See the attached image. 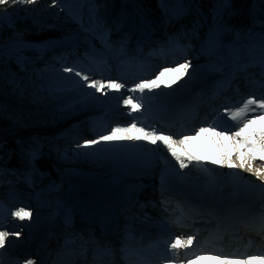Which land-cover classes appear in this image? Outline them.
Masks as SVG:
<instances>
[{
	"label": "rangeland",
	"instance_id": "1",
	"mask_svg": "<svg viewBox=\"0 0 264 264\" xmlns=\"http://www.w3.org/2000/svg\"><path fill=\"white\" fill-rule=\"evenodd\" d=\"M211 1L213 0H171V2L167 0H98L100 10L103 11L98 14V18L101 21L99 33L102 32L101 37L104 41L108 39L110 47H113V44L115 43L119 46L111 50V56L114 58L116 57V61H121L122 58L127 60L129 59L127 57L129 55H136L138 59L139 55H145L148 59H152L154 57L153 52L156 54H164L173 51L175 50L174 48L177 45V42H181L182 38L185 37L186 39L183 43H187V47L193 51L194 57H190V55L188 57L185 56L177 62L181 63V61L186 58V60L190 62L195 61L198 64L202 63V66L199 67L201 76L198 77V80H203V77L206 75L208 77L207 80H209L212 85H216V81H219V84L224 77L220 79L214 78L217 72L214 71L216 66L211 65L210 59L204 58L203 51L206 49L209 52L213 50L224 52L221 47V39L216 29L213 27V24L212 26L210 24L206 25L201 19H198L201 14L210 17L213 13H217L216 8L218 9L219 7L216 2L215 5L212 6ZM222 1L223 0H218L217 2ZM36 2L34 4H23L28 7V10L24 13L18 12L14 17L9 12L2 13L7 14L8 18L7 20H0V22H3L10 27H14L15 19H23L27 16H31V11ZM65 4V0H58L53 8L50 7V11L52 13L60 12L61 7ZM127 4L130 5L131 9L129 15L130 27L127 28L126 31L122 29L119 30V27L117 26L120 24L121 16L125 11ZM182 9H184L183 12ZM43 18L45 21L50 23L53 22L50 21L47 16H44ZM161 19L166 24V28L161 26ZM55 23L64 24L66 22L64 19L58 18ZM172 36L173 38L171 40ZM122 46H125V48ZM97 47L98 45L96 43L91 46H82L77 39H69L68 42L53 49H49L42 44H33L32 48L38 51V54L42 55L37 57H14V60L19 62L21 69L29 73V77L10 75L7 71L0 70V100L14 104L21 111V114H16L11 117V122L15 123L13 126H0V135L12 141H20L21 138L30 139L37 143L36 148L40 149V155L45 154L44 152L47 154L48 152V157L50 158L51 156L49 159L51 163L43 173L41 172L44 175L46 174V176L41 177V175L39 178L56 185L57 191H54L55 193L52 192L57 196L55 203L56 207L51 204L50 200H46L45 196L39 194V187L35 189L32 185L35 184V182L31 181V179H27V176H22L19 172L3 170V167H0V189H8L9 187L7 186H19L21 188L19 189L20 193L34 195L30 196L33 197L31 198V203L44 206L45 211L38 213V215H33L31 219L44 221V224H49L51 227L50 230L54 229L53 226L60 221H65L74 210L78 211V208L80 206L83 207L85 203L91 204L94 208L100 207L101 205L106 206V201H109L111 196L107 197V199L102 198V200L99 201L100 196H106L99 195L96 192V189L100 186V182H94L92 176H100L106 173L107 176L102 178L101 182H112L115 185V191H119V188L123 184H119L120 181L117 176L110 174L111 170H109V165L104 160L107 157L120 156L122 159L127 160L128 163H137L145 168L144 173L139 178L142 179L138 182L130 181L131 184L147 187V190H155L161 186L160 184L166 183L163 181L156 184V181L158 180L155 178L157 170L167 163L165 160L166 154L161 152L156 145L147 144L143 141L101 143L91 147H83L84 142H82L83 144H81L79 149L75 150L74 153H64L65 151L62 152L63 150L55 153L59 148L68 143L71 138L76 136V139L77 136H81V132H84L82 126H85V120L96 118L103 110H105V101H98L101 97L105 99L106 96L96 93L98 99L87 97V100L71 115H60L58 117L51 115L40 119H37L34 115L43 116L44 113H47L48 110H50V108L59 106L72 98L81 97L68 92V86H56L55 83H50L47 80L46 73L54 72L56 68L63 69L64 66H75L77 62L76 60L84 61L87 57L95 56L93 50L98 49ZM121 49H123L124 55L119 57ZM257 49H260V44ZM255 55H260V51L256 54L250 52L248 55L237 56L243 58V62H248V57H253ZM228 56L231 58L232 55L228 54ZM237 56H232L231 63H233L234 58ZM196 57L197 59H194ZM109 64L116 65L113 61H110ZM135 67L139 68L140 63L136 64ZM154 74L155 73H153V76ZM202 85L203 84H201V86ZM83 91L91 92L92 90L85 89ZM192 95L195 96L196 91H192ZM115 96L116 94L108 100H112ZM94 105H96V107H94L95 109H92ZM118 111H120V108L116 109V112ZM127 113L128 111L123 113L122 120L117 122V126H128L133 122L132 120L134 117H138L139 115L138 113H133L132 116H129ZM69 116H73L72 119L70 118V121L68 120ZM233 125L234 122L230 119H224L223 123L219 124L220 127H232ZM138 126L146 127V125L143 124H138ZM94 127L95 126L92 128ZM70 132L71 134H69L68 137V133ZM96 138L97 135H95V137L89 136L88 139L85 137H79L76 142ZM75 139L72 142H75ZM60 140L63 142H60ZM209 140L210 142H208ZM209 143L212 144V149L210 148ZM193 144L194 146L190 151L198 156L203 154L202 164L204 167L211 169L210 171H202L199 168L203 172V175L209 178L211 182L219 184L220 187L231 189V192L226 195H215V193H213V197H210L211 199L197 198L200 200L201 204L213 207V211L221 209V213L223 214H229L233 218L235 217V219L241 218V215H243L241 213L243 211L241 207L233 205L235 208H232L231 206H225L226 204H224L223 207V205L218 204L217 200H226L227 202L235 201L237 194L240 195L241 193L240 182L244 181L257 186V190L260 189L264 192V182H261L251 173L244 171L241 168L230 169L228 167L212 165L208 162L212 158L218 159L220 155L225 152V148L226 150L233 149L229 140H226L225 138L221 140L220 138L219 142H217L214 133H211L203 139L196 138ZM51 147H53L52 151H48V148ZM228 152L229 151H227V154L231 156ZM51 154L54 155L52 156ZM31 156L34 158V154ZM231 157L233 158V162H236L235 154ZM34 163L35 161H32L31 166L34 167ZM41 166L42 164L39 165V168ZM168 166L172 167V165L169 164ZM252 166L254 168L261 167L256 162H254ZM62 175L68 176V178L77 183L78 187L75 188V193H72L74 187L71 186V190L69 191L71 194H66L67 189H65L66 186L64 185ZM199 175L202 176V174ZM227 177H230L233 180L229 182ZM173 182L175 183L172 184L175 185H171L172 188L187 194L186 189L178 184L180 181L176 180ZM127 183L129 182H125L124 184ZM247 190L250 191L249 189ZM189 192L193 193L195 191L189 190ZM118 193L123 195L121 192ZM196 193L200 197L204 196L203 192ZM261 199L263 200L261 206H255L253 208L256 211L254 213L258 218L264 217V198ZM94 202L98 203V205ZM1 208L2 212L0 211V216L6 220L13 208L7 204ZM55 214L57 216H54ZM255 215L252 214V217H255ZM25 221L21 222L13 219L10 224L17 226V224L22 225ZM49 233L41 231L39 233L41 241L45 240ZM31 238L32 237L23 234H20L18 238L16 236H11L12 240L9 245L11 247L12 243H14L17 247L21 246V244L28 246ZM4 262L5 260L0 257V264H3Z\"/></svg>",
	"mask_w": 264,
	"mask_h": 264
},
{
	"label": "trees",
	"instance_id": "2",
	"mask_svg": "<svg viewBox=\"0 0 264 264\" xmlns=\"http://www.w3.org/2000/svg\"><path fill=\"white\" fill-rule=\"evenodd\" d=\"M167 1L171 2V0ZM217 1H211L212 6L215 5V2L218 5L219 8H216L217 13H213L210 17L201 14L200 17L206 25H214L213 27L221 39L223 51L232 56L248 55L250 52L256 51L261 41V25L264 24V0ZM57 2L58 0H55V4ZM65 2L66 4L61 7L60 12L52 13L50 7L55 6L53 0H37L31 11V16L15 19L14 27L0 22L1 71L5 70L10 75L29 77V73L21 69L19 62L15 61L14 57H37L42 55L32 48L33 44H61L67 39H77L81 45L91 46L99 41L101 21L98 14L103 11L100 10L98 0H65ZM208 9L210 10L209 7ZM27 10L28 7L17 3L12 6L0 7V15L9 12L14 17L16 13H24ZM130 13V5L127 4L119 26L123 28L130 27ZM44 16H47L53 22L45 21ZM58 18L64 19L66 23L56 24L55 21ZM160 23L163 28H166V24L162 19ZM221 66L223 65L218 63L214 71L216 72ZM67 76L68 74L63 73L61 68L46 73L47 80L50 83L53 82L56 86H68V92L81 97L72 98L59 106L50 108L43 116L34 114L37 119L51 115L55 117L71 115L87 100V97L82 94V90L76 89L72 86L71 81L65 79ZM74 79L78 80V78ZM16 114H21L17 106L0 100V126H13L15 123L11 122V117ZM36 147L37 143L30 139L21 138L20 141H12L0 135V167H3V170L10 169L19 172L22 176H37V168L30 164L32 149ZM104 160L109 165L110 174L117 176L119 181L139 179L145 171L142 165L128 163L120 156H110ZM37 179L39 194L45 196V199L50 200L51 204L56 207L57 196L52 193L57 191L56 185L49 183L47 180ZM62 179L66 186L65 189H67L66 194H71L69 192L71 186L74 187L72 193H75V188L78 187L77 183L68 176L62 175Z\"/></svg>",
	"mask_w": 264,
	"mask_h": 264
},
{
	"label": "snow or ice",
	"instance_id": "3",
	"mask_svg": "<svg viewBox=\"0 0 264 264\" xmlns=\"http://www.w3.org/2000/svg\"><path fill=\"white\" fill-rule=\"evenodd\" d=\"M36 0H0V7L12 6L17 3L19 4H34ZM53 5H55V0H53ZM261 41H260V56L258 60L243 62V58L237 56L234 58V70L224 73V79L221 82L224 87L231 84L232 80L235 79L236 73L240 71H245L253 64L257 65L260 69L259 76L264 78V24L261 25ZM123 51V49H121ZM191 67V62L186 61L183 63H178L176 66L164 67L163 70L159 71V74L155 78L141 79L139 82L135 83L134 86L129 87L127 92L133 95H126L121 97H116L122 99L123 105L129 110L128 115L132 116L133 113H140L144 110V100L152 99L151 95L146 96L145 94L155 93L159 96L161 93L158 90L164 83V77L167 75L171 76L170 83L164 84L165 87H171L172 84L176 83L178 80L184 78V76L189 72ZM223 72L222 69H217ZM63 73H67L68 76L65 78L71 81L73 87L78 90L92 89L93 91H83L84 96L97 98L96 93H100L102 96H107L109 92L120 93L125 89V84L117 82L115 80L105 81L103 79H90L88 73L83 72L75 66H64L62 69ZM74 78H79L74 79ZM83 81V83H80ZM254 83H260L264 86V79L259 81H252ZM139 94V95H136ZM98 99V98H97ZM225 114L228 119L234 122L232 128H221L215 122L209 124L206 127H200L199 131L194 134L183 135L182 138H173L171 134H164L156 129H150L145 126H138L137 120L139 117H134L133 122L128 126H115L111 127L107 134H101L98 138L85 141L83 147H91L101 143L110 142H134L143 141L147 144L157 145L161 144L167 149V153L176 161L179 165V169L188 168L193 163L196 167L200 168L202 171H210L204 167L202 164V157L194 155L190 149L194 146L193 142L196 137L202 133L212 132L221 140L227 138L231 142V146L234 149L235 161L233 158L227 154L225 150L220 157L212 158L208 162L212 165H219L220 167H228L230 169L241 168L244 171L251 173L261 182H264V98H257L255 96H249L243 101V103L236 107L234 110L226 109ZM258 125V127H257ZM180 149V150H178ZM155 150V149H154ZM259 160L261 162L260 168H254L252 165L255 161ZM17 221L30 220L33 216L31 209L24 206L18 207L15 211L10 213ZM2 226V225H0ZM20 236L19 232H9L0 230V249H4L6 245L10 243L9 237ZM126 239H128L126 237ZM197 237L195 235H188L186 239L181 237H176L174 239L170 238L167 243V250L165 255V260L167 264H175L172 257L176 256L179 249H191L196 241ZM98 244V242H95ZM126 256L132 253L130 247L125 244L122 248ZM96 255L94 259H97L100 264H103L105 257H110L112 255V249L109 246H98L95 249ZM170 252L171 257L167 255ZM138 257V261L146 260L139 250L134 253ZM187 255V253H185ZM3 253L0 252V257ZM203 256L200 254H195L191 258L187 259L186 264H193V261L202 259ZM211 258L213 260H224L225 264H232L233 260H240L241 264H251L254 260H261L264 264V254L261 255H240V254H223L217 253L212 254ZM26 264H35L32 259H28Z\"/></svg>",
	"mask_w": 264,
	"mask_h": 264
},
{
	"label": "bare ground",
	"instance_id": "4",
	"mask_svg": "<svg viewBox=\"0 0 264 264\" xmlns=\"http://www.w3.org/2000/svg\"><path fill=\"white\" fill-rule=\"evenodd\" d=\"M183 11L184 10H182V12ZM181 16H182V14H181ZM7 18H8L7 14L0 15V20H7ZM198 19H201L200 15H199ZM185 39H186L185 37L182 38V41L180 42V44H182V42H184ZM68 40L69 39H67L66 41L68 42ZM114 46H117V43H115ZM123 48H125V46ZM177 48L180 49L181 46H177ZM130 49H132V48H130ZM185 50L189 51V47H185ZM122 55H124V53H123V51H120L119 57H121ZM127 57L129 59L133 58L132 55H129ZM127 57H125V58H127ZM191 57H194V56H191ZM194 59H197V57L194 58ZM256 60H258V58ZM76 61H77L76 65H80L82 63V61H79V60H76ZM186 61H188V60L182 61L181 63L186 62ZM159 62H161V61L157 58L156 54H154V57L151 59V61L146 63V61L144 60V61H142L141 66L143 67L145 65H153L151 67V70L153 71V73H155L154 70L156 69V73L154 74V76L152 78H155V76L159 74V71L163 70V68L159 67L160 64L163 63V62H161V63H159ZM200 66H202V63L198 64L195 61H191V67L189 69V72L184 76L183 79L178 80L176 83L172 84L171 87H165L164 86V84L170 83V81H171V76L166 74V76L163 78L164 79V83L161 85V88L158 90V92L161 93V94L159 96H157L155 93H153V94H147L146 93V95H151L153 98L152 99H145V102L148 103L150 101V102H153V103H161L162 104V108H164L165 110H163V112H160V115H165L163 113H167V114L170 113L171 109L169 107L177 108L179 114H184L183 112H185L186 110L190 111L191 108H190L189 104L191 106H193L195 103L199 104V102H200V101H198V98L191 97L192 96V91H196V93H198L200 91L205 92L212 85V83H211V84L208 85V87L205 86V84L203 86H201V84L204 83V82H203V80H198V77L201 76V73L199 71V67ZM99 68H105V67L100 65ZM118 68L119 69H124V68L126 69L127 67H126L125 64H120V65H118ZM145 71H148V70L146 69ZM134 85H135V83L132 84V86H134ZM126 92H127V90H126ZM126 92L124 93L123 96L129 95ZM114 94H116V92H114V91L109 92L108 95L105 97V99L103 97H101L98 102H103L105 100H108ZM108 106L109 105H107L105 110H103L100 113L101 116L104 117L105 114H106V111L111 109ZM94 107H96V105H94L92 109H95ZM144 110H145V108H144ZM112 119H114V116L113 115H109L108 120H112ZM142 122H144V116H142V117H140L138 119V123L137 124H140ZM156 125L157 124L155 122H152L151 125L148 128L155 129ZM257 127H258V125H257ZM81 133H84V132H81ZM69 134H71V132L68 133V137H69ZM165 134H168V133H165ZM84 135H85L84 137L86 139L89 138V136L86 133H84ZM74 139H75V137L71 138V140H69L68 143L72 142ZM219 140H220V137H217L216 141L219 142ZM226 140H228V139H226ZM85 141H89V140H84V141L82 140L80 142H75L74 145H67L68 143H66L65 145H63V147L59 148L58 151H56L55 153H57V152H59L61 150L66 151V150H69V149L71 150V149H74V148H76V150H78V148H77L78 146L77 145H79L82 142L85 143ZM60 142H63V141L60 140ZM226 143H228V142H226ZM156 146H157V148H159V150L161 152L166 154L165 160L167 161L166 164H164L160 169L157 170L155 178H157L158 181H156V184L157 183H161V182L164 181V182H166L164 184L170 185L172 183H175L173 181H176V180L180 181L178 184H180V186H182L184 189H186L187 194H191L192 197L195 198V199H198V198L199 199H211L210 197H213L212 196L213 193H215V195H219V194H221V195L225 194L226 195L229 192H231L230 188H226V187L222 188V187L219 186V184L211 182L209 180V178H207L205 175H203V172L198 167H196L194 163L192 165H190L188 168H185V169H182V170L179 169V165L171 157V155L167 153V149L164 148L159 143H157ZM52 148L53 147L48 148V151H52ZM210 148L211 149L213 148L211 143H210ZM178 150H180V149H178ZM225 150H226V148L224 149V151ZM226 151H229L228 153H230L231 156H233L234 149H227ZM200 156L203 158L204 155L202 154ZM50 158H51V156H50ZM48 160L49 159H47V160L45 159V161H48ZM255 162L258 163L260 166H262L261 162L259 160L255 161ZM168 164L172 165V167H169ZM199 174H202V176H200ZM106 176H107L106 173L102 174L100 176H94V177L92 176V180L94 182H96V183L100 182V186L96 189V192L99 195H105L107 197H109L111 195L115 196V197H110L109 198L110 203H112V204H110L109 201H106L109 204H106V206L105 205H101L99 209H103L104 208V209H107L109 211H112L113 210L112 208L115 207V204H118L120 202V200L122 199V197L126 196L127 193L132 192V193L135 194V193H137V190H142V193H144L148 189L147 187H141L139 185L131 184L130 181H128L129 183H127V184H124L125 182H119V184H123V185H121V187L119 188V191H118V192L123 193V195H120L117 191H115L114 183H112V182H101L102 178H105ZM227 179L229 180V182L233 180L230 177H227ZM32 185H34V184H32ZM240 187H241V193H240V195L237 194V197L235 198V201H232V202L228 201L227 202L226 200H223V201L222 200H217L218 204L219 205H223V207H224V204H226L225 206H229V207L231 206L232 208H235L233 205L241 207V209H243V211L241 212L243 215H241V221H239V222L241 224H243L245 222V224L243 226H245L248 223L252 222V223H255V225L259 229H262L263 226H264V217L258 218V216H256L255 213H254L256 211L253 209V207L254 206H256V207L257 206H261V202L263 201L261 198H264V192H262L260 189L257 190V188H258L257 186H255L253 184H249L246 181L240 182ZM14 188H17L16 190H19L18 186L14 187ZM161 189H163V188H161ZM247 189H249L250 191H248ZM189 190H192V191H195V192L191 193V192H189ZM156 192H159V191L156 190ZM196 192H203L204 196L200 197V196L197 195ZM27 195L29 196L30 199L33 198V197H30V196H34V195H29V193ZM102 198L103 197L100 196L99 197V201H101ZM17 200H20V197H18ZM95 204L98 205V203H95ZM88 205H91V204H87V203L84 204V206H88ZM84 206L83 207L80 206L78 208V211L74 210L72 212V214L69 217H67L66 221L72 222L73 219H75L77 217V214H78L79 218H81V215H84V217H86V218H90V217L86 216L85 214L86 213H90L91 211L85 209ZM217 211H218V213H220L221 209H218ZM252 214H254L255 217H252ZM231 215H232V213H231ZM54 216H57V215L55 214ZM227 217L229 219L234 220L233 217L230 216L229 214H228ZM53 218H55V217H53ZM103 218H104V216H100L98 218V221L101 223ZM146 219H147V221H151L150 218H148V217H146ZM90 220H91V218H90ZM206 220H207V218H206ZM208 221L212 223L211 220H208ZM43 222L44 221H39L38 219H30V220L25 221L22 225H18L17 224L16 227H12L11 232H19L20 234L28 235V236L32 237L31 239L35 240L36 242H41L40 241L41 237H39V233L41 231L48 232V233L49 232L53 233V232L56 231V228H60L59 225L61 226V228L65 227V225H63L64 221L62 220L59 223H57L55 226H53L54 229H51L52 230L51 231L50 230L51 227L49 226V224H44ZM212 226H213V224H210L208 227L211 228ZM115 228H116L115 231L120 229V228H118V226H115ZM243 230H246V226H245V228H243ZM241 237H243V238L246 237V240L244 238L245 241L250 240L254 244L259 243V241H260V240H258V241L252 240V238H254V237L247 236L246 233H243L241 235ZM93 238L94 237H91V239H93ZM258 238H261V237H258ZM11 247L13 248V250L18 248L17 246H15L14 243H12ZM2 253H3L2 258L5 260L4 264H17L16 262H13V259L7 258L3 251H2ZM200 261H201V259L198 260L195 264H200L201 263ZM186 262H187L186 260H180V264H186ZM215 262H216V260H213L212 264H215ZM223 263H224V260H219L218 264H223ZM18 264H20V263H18Z\"/></svg>",
	"mask_w": 264,
	"mask_h": 264
}]
</instances>
